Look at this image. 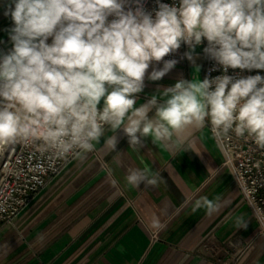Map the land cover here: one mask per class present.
Returning <instances> with one entry per match:
<instances>
[{
    "label": "clouds",
    "instance_id": "1",
    "mask_svg": "<svg viewBox=\"0 0 264 264\" xmlns=\"http://www.w3.org/2000/svg\"><path fill=\"white\" fill-rule=\"evenodd\" d=\"M157 4L153 15L141 0H10L4 14L14 24L8 30L13 47L0 52V149L40 142L61 157L82 156L109 130L104 143L112 150L117 130L136 150L149 137L179 148L186 134L207 124L216 138L234 132L264 149V76L227 74L229 68L264 70V0ZM205 39V55L224 74L201 80L195 57L185 52L193 79L138 103L145 79L159 81L177 64L166 56L182 44L194 51ZM126 183L154 188L159 178L148 167H130ZM202 206L212 215L224 204L219 196L205 197L193 212ZM235 223L248 226L243 217Z\"/></svg>",
    "mask_w": 264,
    "mask_h": 264
},
{
    "label": "crops",
    "instance_id": "2",
    "mask_svg": "<svg viewBox=\"0 0 264 264\" xmlns=\"http://www.w3.org/2000/svg\"><path fill=\"white\" fill-rule=\"evenodd\" d=\"M10 0H0V52L13 44ZM14 8V5H12ZM204 79V53L192 54ZM195 66L186 57L161 80L145 79L138 103L179 79L192 80ZM163 64L151 65L148 73ZM78 156L50 180L10 224L0 231V264H264V238L244 204L208 124L186 134L183 146L165 148L146 138L130 147L117 130V149L104 140ZM130 167L158 174L156 187L126 183ZM115 181L112 183L111 181ZM224 206L208 215L193 212L205 197ZM243 217L247 228H237Z\"/></svg>",
    "mask_w": 264,
    "mask_h": 264
},
{
    "label": "built area",
    "instance_id": "3",
    "mask_svg": "<svg viewBox=\"0 0 264 264\" xmlns=\"http://www.w3.org/2000/svg\"><path fill=\"white\" fill-rule=\"evenodd\" d=\"M147 11L158 10L157 0H141ZM173 4L176 0H159ZM133 8L135 4H131ZM114 17H109V20ZM49 38L48 43H51ZM207 46L206 39L201 43ZM188 46L182 44L164 59L181 62ZM204 53V51H203ZM205 55V53H204ZM162 64V62L160 63ZM204 78L222 75V66L205 55ZM234 78L254 76L253 70L228 69ZM211 131V125L208 124ZM212 133V131H211ZM213 135V134H212ZM224 156V167L231 173L244 204L251 210L264 238V149L256 145L251 137H238L234 132L228 136H213ZM75 154L61 157L52 149L45 150L40 142L15 143L0 149V231L10 224L47 183L61 175L77 158Z\"/></svg>",
    "mask_w": 264,
    "mask_h": 264
},
{
    "label": "water",
    "instance_id": "4",
    "mask_svg": "<svg viewBox=\"0 0 264 264\" xmlns=\"http://www.w3.org/2000/svg\"><path fill=\"white\" fill-rule=\"evenodd\" d=\"M188 52H192V54H196V53H203V46L200 44V45H197L195 47V50L192 51L191 49H188Z\"/></svg>",
    "mask_w": 264,
    "mask_h": 264
},
{
    "label": "rangeland",
    "instance_id": "5",
    "mask_svg": "<svg viewBox=\"0 0 264 264\" xmlns=\"http://www.w3.org/2000/svg\"><path fill=\"white\" fill-rule=\"evenodd\" d=\"M257 74L264 76V70L254 69V75H257Z\"/></svg>",
    "mask_w": 264,
    "mask_h": 264
}]
</instances>
